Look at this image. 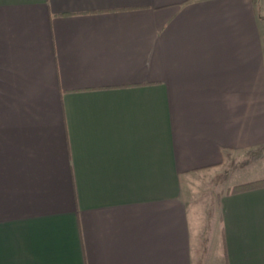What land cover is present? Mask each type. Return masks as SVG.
<instances>
[{
	"label": "crops",
	"instance_id": "0c3cea01",
	"mask_svg": "<svg viewBox=\"0 0 264 264\" xmlns=\"http://www.w3.org/2000/svg\"><path fill=\"white\" fill-rule=\"evenodd\" d=\"M260 12L0 0V264H264V188L189 186L264 145Z\"/></svg>",
	"mask_w": 264,
	"mask_h": 264
},
{
	"label": "rangeland",
	"instance_id": "374dc122",
	"mask_svg": "<svg viewBox=\"0 0 264 264\" xmlns=\"http://www.w3.org/2000/svg\"><path fill=\"white\" fill-rule=\"evenodd\" d=\"M255 5L261 10L260 14L264 17V4L260 0H255ZM262 147L264 145L248 152L233 154L221 168V172L217 174L203 173L189 182L192 195L197 197V201L207 204L208 216L218 215L217 203L222 196L230 194L234 186L244 181L251 182L253 179L257 180L263 177L264 152H262V157H253V154L259 152L258 150Z\"/></svg>",
	"mask_w": 264,
	"mask_h": 264
},
{
	"label": "trees",
	"instance_id": "16d2710c",
	"mask_svg": "<svg viewBox=\"0 0 264 264\" xmlns=\"http://www.w3.org/2000/svg\"><path fill=\"white\" fill-rule=\"evenodd\" d=\"M258 151L259 152H255L253 154V157H256V158L262 157L263 156L262 152H264V147L260 148ZM261 188H264V179L255 180V181H251V182H247L243 184H238L233 187L231 193L238 194V193H244V192L253 191V190H257Z\"/></svg>",
	"mask_w": 264,
	"mask_h": 264
}]
</instances>
